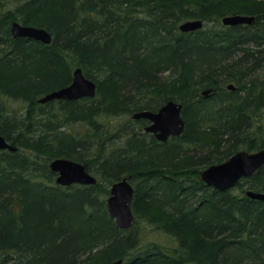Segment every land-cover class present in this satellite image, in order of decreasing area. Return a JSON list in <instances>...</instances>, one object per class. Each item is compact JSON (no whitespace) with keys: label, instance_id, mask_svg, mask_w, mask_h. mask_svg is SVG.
<instances>
[{"label":"trees","instance_id":"obj_1","mask_svg":"<svg viewBox=\"0 0 264 264\" xmlns=\"http://www.w3.org/2000/svg\"><path fill=\"white\" fill-rule=\"evenodd\" d=\"M237 13L255 22L221 23ZM187 19L204 24L181 32ZM13 21L51 42L13 37ZM76 66L94 97L38 102ZM169 100L185 126L161 142L132 114ZM0 135L17 147L0 150V264H264V200L244 193L264 192V165L225 191L199 177L264 146V0H0ZM58 157L96 183L56 184ZM122 177L134 186L128 230L106 206ZM138 219L175 244L142 243Z\"/></svg>","mask_w":264,"mask_h":264},{"label":"water","instance_id":"obj_2","mask_svg":"<svg viewBox=\"0 0 264 264\" xmlns=\"http://www.w3.org/2000/svg\"><path fill=\"white\" fill-rule=\"evenodd\" d=\"M255 16L245 14H229L221 18L223 25L251 24ZM201 19H187L182 21L178 28L181 32H191L203 26ZM13 37H27L39 40L45 44L51 42V34L42 27L23 25L12 22L10 28ZM234 89L233 84L227 86ZM209 90H203L207 95ZM96 94V83L87 78L81 67H76L72 72V81L69 85L53 90L38 98V102L44 103L54 99L77 100L80 98H92ZM182 103L169 100L158 110L151 111L143 109L132 114L133 119H145L148 121L144 131L150 133L158 141L164 142L169 137L179 136L185 126L181 114ZM17 147L9 143L4 136L0 135V150L16 151ZM264 165V146L254 151L240 149L231 154L227 159L219 163H213L203 168L199 177L206 185L225 191L235 187L243 179L252 176ZM49 168L56 173L55 183L61 186L71 184L89 185L95 184L96 178L89 173L83 163L64 157L52 159ZM134 188L127 177H122L111 183L109 195L106 199L107 212L121 229H128L134 219L131 209ZM245 195L258 200H264V192L246 189ZM127 262L125 264H131ZM109 264H122L118 259Z\"/></svg>","mask_w":264,"mask_h":264},{"label":"rangeland","instance_id":"obj_3","mask_svg":"<svg viewBox=\"0 0 264 264\" xmlns=\"http://www.w3.org/2000/svg\"><path fill=\"white\" fill-rule=\"evenodd\" d=\"M6 103L9 107L14 108L16 110L21 106V103L18 101L10 100V101H6ZM113 123L114 125L122 124V123L126 125L127 121L125 118H121L117 121H114ZM76 129H78V126L76 127ZM134 229L138 230L141 236L142 243H148L154 241L166 247L173 246L175 244L173 239L169 238L167 235L157 230L156 228H152L147 222H145L142 219H138L136 221L134 225Z\"/></svg>","mask_w":264,"mask_h":264},{"label":"bare ground","instance_id":"obj_4","mask_svg":"<svg viewBox=\"0 0 264 264\" xmlns=\"http://www.w3.org/2000/svg\"><path fill=\"white\" fill-rule=\"evenodd\" d=\"M245 15H249V14H245ZM253 16H254V15H253ZM13 22H18V21H13ZM254 22H255V21H254ZM254 22H253V23H254ZM18 23H19V22H18ZM20 24H21V23H20ZM23 25H24V24H23ZM11 26H12V23H11V25H10V28H11ZM10 32H11V31H10ZM11 35H12V34H11ZM76 67H78V66H76ZM76 67H74L73 70H74ZM73 70H72V72H73ZM71 81H72V79H71ZM71 81H70V83H71ZM70 83H69V84H70ZM69 84H67V85H69ZM67 85H65V86H67ZM228 85H229V84H228ZM228 85H227V86H228ZM65 86H63V87H65ZM58 89H59V88H58ZM80 99H82V98H80ZM204 168H205V167H204ZM54 173H55V172H54ZM55 174H56V173H55ZM127 178H128V177H127ZM128 180L131 182V180H130L129 178H128ZM131 184H132V182H131ZM132 185H133V184H132ZM133 188H134V186H133ZM133 197H134V193H133ZM132 201H133V198H132ZM131 209H132V202H131ZM131 226H132V225H131ZM131 226H130V227H131ZM130 227H129V228H130ZM129 228H128V229H129ZM128 229H123V230H128ZM125 263H127V262H124V263L122 262V264H125Z\"/></svg>","mask_w":264,"mask_h":264},{"label":"flooded vegetation","instance_id":"obj_5","mask_svg":"<svg viewBox=\"0 0 264 264\" xmlns=\"http://www.w3.org/2000/svg\"><path fill=\"white\" fill-rule=\"evenodd\" d=\"M150 134V133H149ZM152 135V134H151ZM55 176H56V174H55Z\"/></svg>","mask_w":264,"mask_h":264}]
</instances>
